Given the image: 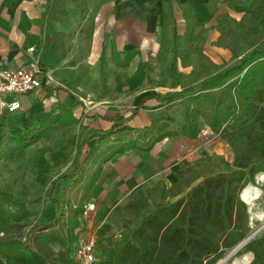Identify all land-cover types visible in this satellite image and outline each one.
<instances>
[{"label":"crops","instance_id":"0c3cea01","mask_svg":"<svg viewBox=\"0 0 264 264\" xmlns=\"http://www.w3.org/2000/svg\"><path fill=\"white\" fill-rule=\"evenodd\" d=\"M89 1L87 10L79 11L70 2L71 5L65 3L64 15L61 12L51 15V0H0V68L38 66L42 79L39 89L18 97L20 111L0 116L3 137L0 145L5 141L15 149L24 144L29 148L37 143L41 149L46 144L53 148L60 141L59 147L51 152H48L51 147L36 150L42 154L36 159L35 171L41 173L39 177L43 179L45 172H53L45 165L44 155L51 154L54 164L65 161L64 170L71 172L70 164L75 154L72 145L82 146L81 161L87 148L100 137L99 133L111 127L112 119L136 113L128 125L141 129L149 126L151 119L163 110L157 98L179 91V88L173 89L166 75L171 62L166 56L168 49L164 50L168 34L172 46L173 34L179 39L186 27L187 34L196 38L203 35L204 45L209 47L219 39L220 19L228 16L239 21L245 13L234 7H253L255 2ZM164 16L168 19L163 26ZM30 48L33 52H29ZM186 56L183 63L178 59V69L182 64L189 66L187 53ZM222 58L219 53L213 63L229 62L228 58H224V62ZM127 99H133L135 107L129 112ZM64 111L69 114L51 123L52 117ZM69 115L76 121L71 126ZM202 133L193 140L183 136L167 138L149 153L128 152L103 166L92 193L95 213L100 218V221L96 218V223L101 253L107 250L101 238H106L103 232L107 231L103 221L109 224L111 214L120 218L125 213L138 211L159 181L168 183L170 188L178 176H187L191 167L213 156L210 147L201 141V137H209L212 132L205 126ZM135 135L136 132H125L118 137L134 138ZM213 153L217 155L216 151ZM83 171L81 169V175ZM28 191L26 188L25 193ZM15 200L10 206L8 201L5 207H0V222L7 223L3 221L5 213L1 210L15 207ZM95 213H91L92 217ZM90 219L86 218L85 225L80 224L75 230L76 237H84L83 230L90 231L93 227Z\"/></svg>","mask_w":264,"mask_h":264},{"label":"trees","instance_id":"16d2710c","mask_svg":"<svg viewBox=\"0 0 264 264\" xmlns=\"http://www.w3.org/2000/svg\"><path fill=\"white\" fill-rule=\"evenodd\" d=\"M70 1L83 10L85 4L82 0ZM254 1L253 7L234 9L249 15L247 34L261 37L260 43H253L241 55H233L229 62L221 64L206 76L192 71L190 75L194 78L184 82V74L178 69V59L182 62L187 56L178 49V38L173 34V45L167 50L171 62L166 75L173 89L179 88V91L157 98L163 110L151 119L149 126L141 129L130 127L129 120L136 113L112 119L111 127L99 133L100 137L87 148L81 161L82 146L72 145L75 149L70 164L72 171H66L55 179L52 170L44 173L45 184H50L46 190V199L52 209L49 218L32 226L23 241L8 238L10 226L0 222V264H71L75 230L79 227L84 204L77 206L59 201L58 182L78 183L82 178L81 169L91 165L94 173L86 184L84 201H87L94 197L92 193L102 175L103 166L113 158L134 151L149 153L167 138L183 136L196 139L201 121L232 149L231 171L210 176L191 171L185 177L178 176L169 189L157 185L147 196L145 204L131 213L135 226L110 246L106 263L216 264L248 237L249 215L239 196L249 185L242 193L250 209L262 197L254 189L255 178L264 174V107L252 103L264 104V4L263 0ZM51 2L63 6L61 14H65L63 0ZM167 19L164 16L163 26ZM201 68L207 69L204 64ZM227 101L230 103L225 110H221ZM175 104L182 108V123L174 128L175 121L169 112ZM68 114L64 111L50 121L57 123ZM68 118L70 126L76 122L71 115ZM125 132H136V135L134 138L118 137ZM2 138L0 124V141ZM59 145L60 141H57L48 152ZM28 146L24 144L11 151L18 153ZM41 154L42 151L35 152L33 170ZM64 162H56L54 166L66 165ZM199 178L201 180L194 184ZM260 189L264 196V179ZM154 195L161 199L151 207L149 203ZM167 198L172 201L167 203L162 200ZM53 242L60 248L68 249L66 257L61 251L55 252L50 248ZM246 251L253 256L250 264H264V235L249 242ZM247 263L245 259L243 264Z\"/></svg>","mask_w":264,"mask_h":264},{"label":"rangeland","instance_id":"374dc122","mask_svg":"<svg viewBox=\"0 0 264 264\" xmlns=\"http://www.w3.org/2000/svg\"><path fill=\"white\" fill-rule=\"evenodd\" d=\"M64 1V9L65 3L71 5L70 0H63ZM85 4L83 7L87 10V6L89 5V0H82ZM82 2V3H83ZM73 3V2H72ZM74 4V3H73ZM75 5V4H74ZM51 9L49 10L51 15L54 13H60L63 9V6H60L59 3L54 2L52 3ZM79 11L82 8H77ZM82 10V11H83ZM264 15V14H263ZM219 32L220 36L219 39L215 43L209 44L207 47L204 45V38L203 35H200V38H196L193 34H187V28L185 27V32L183 35L179 37L178 41V49L188 54V63L187 65H179V70L184 74V82H188L192 80L194 77H191L190 72H200L202 76H206L214 69L220 67L219 64H214L213 60H217L219 53L222 55V61L224 58H228L230 61L233 55H241L245 53L248 48L254 44L260 43V38L258 36L248 35L247 34V27L249 25V17L245 14L239 21H236L233 18L228 16L223 17L219 20ZM167 35V40L165 41L166 44L164 46V50L169 49L171 47V37ZM199 37V35H198ZM205 47V48H204ZM211 47V48H210ZM166 56H169L166 53ZM228 62V61H227ZM183 63V62H182ZM226 63V62H224ZM204 64L207 69L201 68V65ZM193 76V75H192ZM230 101L221 108V110H225L227 105ZM253 104L264 107V104H259L256 101H252ZM133 105V99H127L126 108L127 111L133 110L135 107ZM173 117L175 123L173 127H179L182 123V108L178 104H175L171 111L169 112ZM205 130V124L201 121L200 123V133L198 136H202V131ZM210 136H203L201 137V141L203 144L208 145L210 148L209 151H212L213 156H209V159L206 158L204 162L201 164L194 165L190 169L191 171H196L195 173H199L203 176H210L216 175L218 173H228L231 171L232 162L234 158V153L232 149L219 137L213 135L212 133L209 134ZM43 144V142L41 143ZM227 145V146H226ZM39 145L36 143L29 148H26L21 152L14 153L11 150L12 144L6 143L5 141L2 142L0 145V207H5L8 202V206L10 203H13L15 197L17 198L16 206L10 209L1 210V213H5L3 217V221H6L7 224L10 226L8 231L7 237L8 238H15L24 240L25 233L34 225L41 224L49 218L51 214V207L49 202L46 199V190L50 188V184H45V179L39 177L41 173H37L35 170L32 169V158L34 159V153L36 150H43L50 148L51 146L46 144L41 146L39 149ZM52 148V147H51ZM68 149V148H67ZM207 150V149H206ZM208 151V150H207ZM213 151L217 152L213 153ZM17 152V151H15ZM65 152V150H63ZM67 155V153L65 152ZM127 154V153H126ZM125 155V154H124ZM51 154L44 155L45 165L50 166L53 169L54 179L58 178L61 174L65 173L66 171L65 166H54V159L50 158ZM123 156V155H122ZM122 156H119L120 158ZM208 156V155H207ZM120 160V159H119ZM118 161V158H116ZM52 163V165H50ZM190 166V163H188ZM46 168V167H45ZM43 169V168H42ZM81 175V180L78 183H70L63 180L58 182V192L57 198L59 201L68 202L70 205H77L84 204L83 206V213L82 216L79 217V226L80 224L85 225L86 218L92 220L93 227L89 230H83L82 233L84 237H88V235L94 234L97 236L98 227L96 223V218L100 221L97 213H95V204H94V197L87 201H84V197L86 194V184L94 173V168L89 165L88 168H85ZM63 171V172H62ZM65 171V172H64ZM189 173V174H190ZM194 173V174H195ZM198 174V175H199ZM260 176V175H259ZM255 178V185L254 188L259 191V194L262 195L261 200L258 204H256L255 208L252 211H248V227H249V234L248 237L250 239L246 241L242 245H237L232 250L226 253V255L218 261L216 264H243L244 260L247 259L248 263L252 261V254L246 251V246L249 242L259 239L264 235V223L260 221V217L264 215V196L260 189L263 185V181H258V177ZM168 178V177H167ZM165 179V178H164ZM169 179V178H168ZM177 179H175L176 181ZM201 180L199 178L194 184L198 183ZM158 184L164 185L167 187L168 183L164 181H159ZM157 184V185H158ZM156 185V186H157ZM160 185V186H161ZM251 185V184H250ZM247 185L245 188H247ZM253 186V185H252ZM29 189L28 193H25V190ZM169 189V186L167 187ZM244 189L242 191H244ZM186 191V190H185ZM241 191V192H242ZM11 196V198H9ZM160 196H153L150 199L149 205L155 206L157 202L160 201ZM258 198V197H257ZM259 198V199H260ZM165 202L169 203L172 201L171 198L162 199ZM251 202V201H250ZM249 202V205H250ZM92 206L93 210L89 211V207ZM247 206V205H246ZM248 207V206H247ZM5 211V212H4ZM11 213V214H9ZM95 213V216L92 217V214ZM255 219H253V215ZM254 220V221H253ZM109 224L105 220L103 221L104 228L107 229L106 232L103 234L106 238H103V241L106 243L107 251L109 250L110 246L114 244L116 241L115 235L121 233L122 235L125 234L127 231L131 230L135 226V219L134 217L129 214L125 213L124 217L121 216L118 218L117 216L110 215L109 216ZM92 230V232H91ZM90 234V235H91ZM89 235V236H90ZM99 240V239H98ZM50 248L55 251H61L65 257L67 256L68 249L66 247L60 248L57 243H51ZM100 249V248H99ZM101 255L105 256L106 252ZM235 262V263H234Z\"/></svg>","mask_w":264,"mask_h":264},{"label":"built area","instance_id":"2783aa9c","mask_svg":"<svg viewBox=\"0 0 264 264\" xmlns=\"http://www.w3.org/2000/svg\"><path fill=\"white\" fill-rule=\"evenodd\" d=\"M33 52V48L29 49ZM41 70L38 66L32 68L2 69L0 68V116L13 114L21 110L19 96L27 95L39 89L42 85ZM93 207H89L92 211ZM122 234L115 235L118 242ZM98 237L91 234L88 237H76L71 255V264H107L106 255H101Z\"/></svg>","mask_w":264,"mask_h":264},{"label":"bare ground","instance_id":"6f19581e","mask_svg":"<svg viewBox=\"0 0 264 264\" xmlns=\"http://www.w3.org/2000/svg\"><path fill=\"white\" fill-rule=\"evenodd\" d=\"M258 181H260V176L258 177ZM255 189V188H254ZM257 190V189H256ZM244 191H245V189H244ZM244 193V192H243ZM243 193L241 194V197H242V199H243ZM260 200H261V198L260 199H257L251 206H250V211H252V209L253 208H255V206H256V204H258L259 202H260ZM243 201H244V199H243ZM245 202V201H244ZM246 204V203H245ZM247 205V204H246ZM248 206V205H247ZM249 208V207H248ZM252 215H253V219H255V217H254V214L252 213ZM254 221V220H253ZM260 221L262 222V223H264V215H262L261 217H260ZM235 263V262H234ZM224 264V263H223Z\"/></svg>","mask_w":264,"mask_h":264},{"label":"water","instance_id":"95a60500","mask_svg":"<svg viewBox=\"0 0 264 264\" xmlns=\"http://www.w3.org/2000/svg\"><path fill=\"white\" fill-rule=\"evenodd\" d=\"M260 179H261V181H263V179H264V174H262V175H260ZM243 192V191H242ZM242 192H241V194H242ZM241 194H240V200L245 204V202L243 201V199H242V197H241ZM246 205V204H245ZM249 211V208L247 207V212ZM250 239V237H247L243 242H241L240 244H239V246L240 245H242V244H244L246 241H248Z\"/></svg>","mask_w":264,"mask_h":264}]
</instances>
